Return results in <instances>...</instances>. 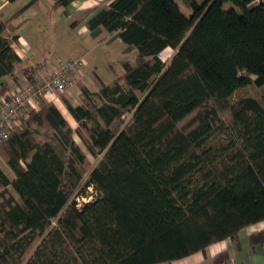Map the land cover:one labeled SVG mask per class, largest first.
Here are the masks:
<instances>
[{"label":"trees","instance_id":"obj_1","mask_svg":"<svg viewBox=\"0 0 264 264\" xmlns=\"http://www.w3.org/2000/svg\"><path fill=\"white\" fill-rule=\"evenodd\" d=\"M182 1L189 15L179 0H111L88 16L93 36L115 34L134 59L97 90L83 85L80 103L64 100L76 127L43 98L0 144L15 174L0 165V264H158L239 245L264 221V96L231 100L264 85V0ZM8 23L0 98L11 89L4 77L36 76L20 68ZM75 133L102 155L83 187L89 159ZM89 187L98 195L78 206L72 195ZM250 242L264 249V230Z\"/></svg>","mask_w":264,"mask_h":264},{"label":"crops","instance_id":"obj_2","mask_svg":"<svg viewBox=\"0 0 264 264\" xmlns=\"http://www.w3.org/2000/svg\"><path fill=\"white\" fill-rule=\"evenodd\" d=\"M30 1L31 0H0V19L8 20V30L11 31L12 34H18V39L13 43V45L18 55L22 58L20 68L33 66L36 68L37 72L39 70V65H41V67L45 64L54 65V61L48 60V56H44L42 54L38 48V45L33 44H35L36 38L38 36V32L35 30V28L38 26V21L36 20L39 17L44 16L46 22H49L50 20L53 21L54 10L56 9H59L60 12H66V8H70L71 16L73 13L78 15L77 20H80L78 23L82 24V33L84 39L93 38L94 40H97L99 44H101L102 41H100V39L104 34L107 33L106 31H103L98 36H93L85 23L88 16L97 6L108 3L111 0H75L65 7L55 5L56 1L58 0H35L30 6L24 9V7ZM60 8H64V10H61ZM84 8H89V11L85 13L81 12V10ZM48 19L50 20L48 21ZM31 21H33L34 26L32 25ZM26 26L27 31L23 33L21 30L26 28ZM28 29L29 31L33 29V32H29V37L34 40L33 43L25 36L28 32ZM115 41L122 42L119 38H116ZM103 42L111 43L107 40ZM68 43H71V41H68ZM119 44L120 50L125 53V45L121 43ZM76 57H83V55ZM86 74L87 70L85 68L80 79L67 91L61 93L59 96L47 98V100L55 103L66 117V112L70 117L71 115L66 108L64 102L65 99L74 104H78L81 102L83 85H86L91 90H97L100 87V84H96V86L92 88V86L89 84L91 82L84 80ZM20 79L21 81L26 80L23 76H20ZM4 80L9 81L11 89L18 86V84L9 77H4ZM79 82L81 83L79 84ZM63 108H65V110ZM261 230H264V221L243 229L240 233L239 245H237L232 239H225L208 246L204 251H199L190 256L174 261L162 262L158 264H264L263 247L259 245L253 247L250 242V236L253 233Z\"/></svg>","mask_w":264,"mask_h":264},{"label":"rangeland","instance_id":"obj_3","mask_svg":"<svg viewBox=\"0 0 264 264\" xmlns=\"http://www.w3.org/2000/svg\"><path fill=\"white\" fill-rule=\"evenodd\" d=\"M108 1V0H106ZM203 1V0H200ZM180 5L183 11L189 15L190 10L187 6L183 3L182 0H179ZM228 5H226L227 7ZM64 10V8H60ZM89 11V8H84L81 12L85 13ZM71 9L66 8V12H60L59 9L54 10V19L51 21L48 19L49 22L45 21V17H39L36 21H38V26L35 30L38 32V36L36 38L35 44L38 45L39 50L42 52L44 56H48V60L57 62L60 59H68L74 58L76 56L83 55L86 61V70L87 74L84 80H88L92 88L96 86V84H100V81L103 80L105 82H111L116 73L123 71L120 61L122 59H134L135 51L125 49V53L120 50V44L125 45L123 42H116V36L112 33H106L102 36L100 41L101 44L98 43L97 40L93 38L84 39L83 31H82V24H79L77 20L78 15L73 13L72 16L70 15ZM70 15V16H69ZM81 16V15H80ZM82 18V17H81ZM80 18V19H81ZM32 25L34 26L33 21ZM30 22V23H31ZM29 23V25H30ZM23 33L27 31L26 28L21 30ZM33 32V29L29 31L25 35L32 43L33 39L29 37L30 33ZM110 41L111 43L103 42V41ZM68 41L71 43H68ZM126 45L124 46V48ZM123 48V49H124ZM175 50L171 47L166 48L161 57L164 61L169 62L173 57ZM40 67V65H39ZM255 77H253L254 79ZM81 82H79L80 84ZM253 96V97H263L264 96V85L259 86L256 83L252 82L251 84L239 88L232 96L231 100L236 101L242 97ZM80 102V101H79ZM42 104V103H41ZM65 110V108H63ZM31 108H26L23 114L20 116L21 120L19 124L16 126L15 130L21 129L24 125L26 119L29 118ZM66 115L72 124L73 127L77 126V123L72 117ZM39 135L42 138H48L53 141L52 136L50 135L51 132L47 128L39 129ZM38 135V133H36ZM74 137L76 141L82 146V148L88 153V172L85 174L84 179L81 182V186L85 184L87 180V175L91 168H93L102 155L98 157H94L89 154L86 146L83 144L81 138L75 133ZM0 165L6 171V173L11 177L14 178L15 174L12 169L8 166L6 160L0 155ZM80 186V187H81ZM79 195V196H78ZM98 195V192L93 188L89 187L85 196L80 195L79 191H75L72 197H74L78 202V206H82V204L86 201L92 200Z\"/></svg>","mask_w":264,"mask_h":264},{"label":"built area","instance_id":"obj_4","mask_svg":"<svg viewBox=\"0 0 264 264\" xmlns=\"http://www.w3.org/2000/svg\"><path fill=\"white\" fill-rule=\"evenodd\" d=\"M86 67L84 57L60 59L39 67L33 81H21L0 98V144L9 138L26 108L40 107L43 98H53L76 83Z\"/></svg>","mask_w":264,"mask_h":264}]
</instances>
